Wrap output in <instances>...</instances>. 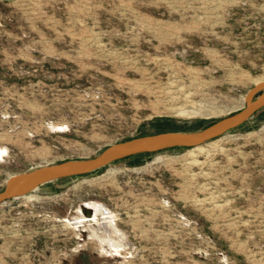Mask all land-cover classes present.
Masks as SVG:
<instances>
[{"label": "rangeland", "instance_id": "1", "mask_svg": "<svg viewBox=\"0 0 264 264\" xmlns=\"http://www.w3.org/2000/svg\"><path fill=\"white\" fill-rule=\"evenodd\" d=\"M263 80L264 0H0V190L39 165L202 129ZM202 145L1 203L0 264H264V108ZM89 203L122 240L93 230L100 214L76 220Z\"/></svg>", "mask_w": 264, "mask_h": 264}, {"label": "water", "instance_id": "2", "mask_svg": "<svg viewBox=\"0 0 264 264\" xmlns=\"http://www.w3.org/2000/svg\"><path fill=\"white\" fill-rule=\"evenodd\" d=\"M245 105L206 127L196 131H169L137 136L107 146L98 155L85 159H69L31 168L9 176L0 190V204L24 196L41 185L71 176L90 174L110 163L142 153L176 147H195L243 125L264 108V80L257 82L245 95Z\"/></svg>", "mask_w": 264, "mask_h": 264}, {"label": "bare ground", "instance_id": "3", "mask_svg": "<svg viewBox=\"0 0 264 264\" xmlns=\"http://www.w3.org/2000/svg\"><path fill=\"white\" fill-rule=\"evenodd\" d=\"M198 113H200L199 109L198 110L191 109V108L188 109V108L182 107L178 110L179 115L192 116ZM196 150L203 151L205 150V147L204 145L201 144V145L191 148L190 152H193ZM163 158H164L163 156L158 155L155 157L153 161H159V160H162ZM80 211H81V218L76 219L78 222H80L85 216H87L89 219H93L98 214L101 215V218L97 221L98 223L96 224V226L93 227V230L95 232L103 231L104 234L106 235V243H109L111 241L116 242V241L122 240V237L119 235L120 234L119 231L115 228L113 220L110 217L108 213V209L106 207L104 208L99 205L97 206L95 204L89 203L87 205L81 206Z\"/></svg>", "mask_w": 264, "mask_h": 264}, {"label": "crops", "instance_id": "4", "mask_svg": "<svg viewBox=\"0 0 264 264\" xmlns=\"http://www.w3.org/2000/svg\"><path fill=\"white\" fill-rule=\"evenodd\" d=\"M213 123V122H212ZM161 132H169V131H161ZM160 133V132H157ZM150 134H155V133H150ZM150 134H146V135H150ZM143 136V135H142Z\"/></svg>", "mask_w": 264, "mask_h": 264}, {"label": "trees", "instance_id": "5", "mask_svg": "<svg viewBox=\"0 0 264 264\" xmlns=\"http://www.w3.org/2000/svg\"><path fill=\"white\" fill-rule=\"evenodd\" d=\"M176 148H189V147L183 146V147H176ZM169 149H171V148H169ZM165 150H168V149H165Z\"/></svg>", "mask_w": 264, "mask_h": 264}]
</instances>
